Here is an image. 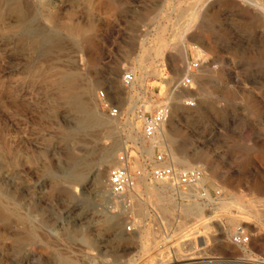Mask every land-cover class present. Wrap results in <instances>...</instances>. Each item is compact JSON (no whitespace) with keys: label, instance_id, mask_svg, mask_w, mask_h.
I'll list each match as a JSON object with an SVG mask.
<instances>
[{"label":"rangeland","instance_id":"1","mask_svg":"<svg viewBox=\"0 0 264 264\" xmlns=\"http://www.w3.org/2000/svg\"><path fill=\"white\" fill-rule=\"evenodd\" d=\"M165 99L181 108L170 161L200 168L209 197L142 176L110 202L118 155L134 173L161 150L134 115ZM0 195V264H264V218L246 213L264 209V0H0Z\"/></svg>","mask_w":264,"mask_h":264},{"label":"built area","instance_id":"2","mask_svg":"<svg viewBox=\"0 0 264 264\" xmlns=\"http://www.w3.org/2000/svg\"><path fill=\"white\" fill-rule=\"evenodd\" d=\"M199 68L198 60H192L188 62L186 69L191 73ZM136 74L134 71H129L125 73L122 77V81L126 84L127 89H133L136 81ZM191 83L190 74H184L175 85V89H185L189 87ZM133 86V88H131ZM100 96L103 98L104 94L101 92ZM148 101L153 104V107H148L152 111H145V102ZM185 106L192 108L195 106V101L193 99H187L183 103ZM104 105L108 110L110 116L116 117L120 114V109L116 106L110 105L107 101H104ZM144 110L138 109V115H136L141 120V126L139 128L140 136L149 141L151 138L156 136L160 131L162 125L168 120L171 111V105L169 99H165L158 102H153L150 100H145L143 102ZM141 157L144 162L143 168L136 170L134 173L130 171V161L132 158L131 151L129 148H125L118 155L117 166H114L108 171L107 178V196L110 202L118 203L120 202L127 192L131 190L135 184L136 179L141 176H145L146 179L153 182H172L174 186L178 189H187L189 187L197 184L202 178V170L198 167L189 168H179L176 167L171 161L168 153L163 150H158L153 154L151 160H146L143 154L140 152ZM205 189V191H204ZM200 189V197L208 198L209 194L204 187ZM207 192V196L204 193ZM128 232L134 230L133 224L126 226ZM235 240L240 242H245L247 238L242 239V228L238 227L234 234Z\"/></svg>","mask_w":264,"mask_h":264},{"label":"bare ground","instance_id":"3","mask_svg":"<svg viewBox=\"0 0 264 264\" xmlns=\"http://www.w3.org/2000/svg\"><path fill=\"white\" fill-rule=\"evenodd\" d=\"M77 29V28H76ZM76 31V30H75ZM78 32V31H77ZM137 79V76L135 77ZM134 85V84H133ZM131 88H133V86H131ZM178 101L175 100L173 102H171V105L175 108V111H174V114L172 116V118L170 119L171 123V128H174L175 127V122L176 120L178 121L177 117L179 115V113L181 112V108L179 107ZM148 107H153V104L146 101L145 102V109L148 108ZM135 118H137L136 115H134ZM99 121V120H98ZM96 122V123H99V122ZM167 122V121H166ZM165 122V123H166ZM106 123V121H105ZM165 123L162 125L160 131L156 134V136H154L153 138H151V145H150V149L154 148V147H159V149L161 150H165V148H168L169 152H170V158L172 159H177L175 158V153L172 151V148L171 146L173 145V142H174V139L171 137L170 133H169V130H167L166 126H165ZM126 124L127 126H129V128H131V130L134 129V127H136V122L134 121V119H128L126 121ZM138 129V134L140 135V131H139V127L137 128ZM129 131V130H128ZM132 132V131H131ZM106 133L110 134L112 133V130H106ZM130 134V133H129ZM130 137L133 138L134 136L130 134ZM140 151V150H139ZM149 153L151 152V150H147ZM141 152V151H140ZM143 154V152H141ZM144 155V154H143ZM184 157V156H183ZM116 158V148L115 146L111 147L110 149H108L101 157V160L100 162L98 163V165L96 166L95 168V171H94V174H93V178H92V184L94 187L96 188H99L100 187V184L102 183V179L104 178V175L106 173V167L108 166V164H110L114 159ZM186 164V163H185ZM190 166V165H189ZM142 177V176H141ZM145 177V176H143ZM146 178V177H145ZM139 179H141L139 177ZM203 178L197 183L195 184L194 186L192 187H189L187 189H179V192L181 193V195L183 196H186L188 195L190 192L192 193L193 191L195 192V194H197L199 197L201 196L200 195V189H204L201 185V182H202ZM142 181V180H140ZM204 181V180H203ZM91 183V182H90ZM160 183L161 185V188L160 190L162 191H165L167 190V188L173 186L174 184L172 182H158ZM91 184V185H92ZM151 184V183H150ZM147 185V184H146ZM138 187L139 185L136 184V185H133V190L134 192H138ZM150 189L151 190H157L158 187L155 186V184H151L150 186ZM178 189V188H177ZM196 189V190H195ZM205 191V189H204ZM1 196V195H0ZM204 196H207V192L204 193ZM159 198V197H158ZM164 200V199H163ZM7 203V202H6ZM5 204V203H4ZM234 204L236 205H239L241 204L240 202L234 200ZM7 205V204H6ZM241 206V205H240ZM264 206V205H263ZM183 210L186 211V212H190L191 210H194L196 209L195 211L198 210V215H200V206L198 204H194V205H191V204H187V205H184L182 206ZM182 210V212L184 213V211ZM243 213V212H242ZM245 213V211H244ZM249 219H252L254 221H258L259 224H262V221H263V218H264V209H260V208H256V209H250L248 211H246ZM4 214V213H3ZM6 214V213H5ZM186 215V214H185ZM16 216V215H15ZM235 216L233 215H230L228 214V218H234ZM239 217V216H238ZM243 217V216H242ZM245 218V217H244ZM239 219V218H238ZM241 219V218H240ZM4 221V219H3ZM2 221V223H3ZM108 222L112 225L113 222L109 219H108ZM115 223V222H114ZM116 224V223H115ZM134 224L136 225V221H134ZM110 226V227H111ZM115 226V225H114ZM143 231V230H142ZM14 234V233H13ZM142 235V234H141ZM139 235V236H141ZM145 235V234H144ZM143 236V235H142ZM141 236V237H142ZM124 237V236H123ZM123 240V239H122ZM61 264H67L66 262H63Z\"/></svg>","mask_w":264,"mask_h":264}]
</instances>
